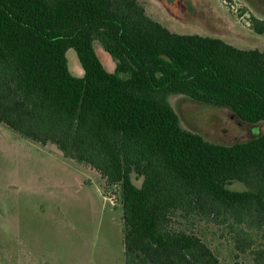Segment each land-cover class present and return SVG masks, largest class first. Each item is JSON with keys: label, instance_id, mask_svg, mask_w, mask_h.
Wrapping results in <instances>:
<instances>
[{"label": "trees", "instance_id": "obj_1", "mask_svg": "<svg viewBox=\"0 0 264 264\" xmlns=\"http://www.w3.org/2000/svg\"><path fill=\"white\" fill-rule=\"evenodd\" d=\"M249 25L264 34V20ZM172 95L264 123V52L172 33L137 0H0V123L120 184L125 264H221L198 236L171 229L177 211L225 226L237 253L264 264L249 233L264 229V135L209 143L181 127Z\"/></svg>", "mask_w": 264, "mask_h": 264}, {"label": "rangeland", "instance_id": "obj_2", "mask_svg": "<svg viewBox=\"0 0 264 264\" xmlns=\"http://www.w3.org/2000/svg\"><path fill=\"white\" fill-rule=\"evenodd\" d=\"M146 14L180 35L218 38L241 50L264 52L251 16L264 20V0H137ZM108 70L114 63L94 42ZM75 77L82 68L74 50L66 53ZM181 127L205 141L229 146L264 135V123L248 124L229 108L172 95ZM87 165L65 158L55 145L42 146L0 123V264H125L120 184L107 183ZM86 173L91 176H87ZM140 187L142 178L131 175ZM244 191L243 184L227 186ZM170 227L198 236L221 264H254L239 254L225 226L177 211ZM264 249V229L250 231Z\"/></svg>", "mask_w": 264, "mask_h": 264}, {"label": "crops", "instance_id": "obj_3", "mask_svg": "<svg viewBox=\"0 0 264 264\" xmlns=\"http://www.w3.org/2000/svg\"><path fill=\"white\" fill-rule=\"evenodd\" d=\"M145 12H146V11H145ZM150 18H151V17H150ZM151 19H152V18H151ZM258 19H259V18H258ZM153 20H154V19H153ZM154 21H155V20H154ZM109 72H111V71H109ZM82 75H83V71H82V70H81V71L79 70V76L81 77ZM42 146H44V145H42ZM60 153H61V152H60ZM92 171H94V170H92ZM92 171H91V169H90V172H92ZM86 175L89 176L87 173H86ZM89 177H91V176H89Z\"/></svg>", "mask_w": 264, "mask_h": 264}]
</instances>
